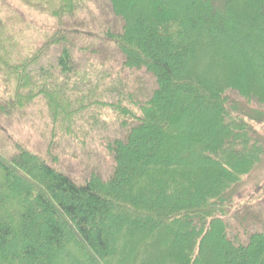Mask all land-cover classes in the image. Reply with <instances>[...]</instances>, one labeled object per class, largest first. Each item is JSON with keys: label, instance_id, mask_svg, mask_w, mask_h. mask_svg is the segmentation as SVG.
<instances>
[{"label": "trees", "instance_id": "1", "mask_svg": "<svg viewBox=\"0 0 264 264\" xmlns=\"http://www.w3.org/2000/svg\"><path fill=\"white\" fill-rule=\"evenodd\" d=\"M106 2L118 24L92 33L93 0H0V264H264V221L229 224L264 205L240 189L264 157V0ZM100 45L149 91L94 69ZM38 101L46 152L13 132ZM105 111L113 165L79 180L62 141Z\"/></svg>", "mask_w": 264, "mask_h": 264}, {"label": "rangeland", "instance_id": "2", "mask_svg": "<svg viewBox=\"0 0 264 264\" xmlns=\"http://www.w3.org/2000/svg\"><path fill=\"white\" fill-rule=\"evenodd\" d=\"M91 11L83 14L79 18V24L88 32H101L104 29H112L117 26V22L111 14L110 7L106 0H93ZM116 31V30H115ZM96 52L89 57L95 64L94 69L102 72H111L114 77L120 78V81L126 84V88L132 92H148L153 86L150 75L143 71L130 72L123 70L119 63L120 54L115 49L105 45L96 47ZM108 81V80H107ZM106 81V82H107ZM0 85H3L0 83ZM4 88V87H3ZM2 88V89H3ZM234 100H239L236 94L232 95ZM255 106L252 105V109ZM39 101L33 107L30 114L27 115L23 124L15 123V136L26 142L30 147L46 152V141L52 137L51 125L47 118L39 114L41 109ZM264 112V110H263ZM99 114L101 126H85V132L79 133L77 137L65 138L62 141L61 166L74 177L84 180L93 170L106 176L113 165V162L107 157L104 151V143L107 141L116 129V123L112 114ZM264 132V131H260ZM263 147H264V138ZM259 183H264V157L256 169L244 180L240 189L250 190ZM252 209L241 217L231 218L229 224L232 226L233 235L240 237L242 241L246 236L256 230H260L264 221V205H259L257 201L251 203Z\"/></svg>", "mask_w": 264, "mask_h": 264}]
</instances>
